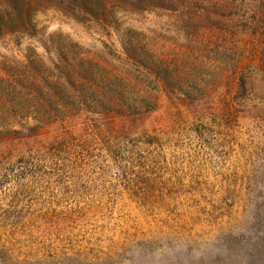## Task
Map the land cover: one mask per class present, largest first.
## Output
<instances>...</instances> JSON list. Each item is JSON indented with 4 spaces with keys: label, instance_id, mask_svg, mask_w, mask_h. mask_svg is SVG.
Instances as JSON below:
<instances>
[{
    "label": "rangeland",
    "instance_id": "obj_1",
    "mask_svg": "<svg viewBox=\"0 0 264 264\" xmlns=\"http://www.w3.org/2000/svg\"><path fill=\"white\" fill-rule=\"evenodd\" d=\"M105 2L116 29L45 5L31 11L35 32L0 36V127L87 134L74 116L101 112L130 132L122 149L133 155L120 156L135 177L96 144L80 159L40 162L36 176L11 175L0 190L2 257L264 264V0L204 1L196 15L210 20L189 24L178 0L175 12ZM126 32L150 67L134 61ZM62 50L82 64L79 90L52 62ZM10 65L44 78L42 96L15 87ZM51 85H60L58 100Z\"/></svg>",
    "mask_w": 264,
    "mask_h": 264
},
{
    "label": "trees",
    "instance_id": "obj_2",
    "mask_svg": "<svg viewBox=\"0 0 264 264\" xmlns=\"http://www.w3.org/2000/svg\"><path fill=\"white\" fill-rule=\"evenodd\" d=\"M178 1L181 8L180 12H184L181 13L179 17L182 19L181 21L187 24L191 21L193 23H202V21L210 20L209 18L200 17L199 14L196 15L198 12H204L202 11V7H200L204 1L212 7L221 5L220 2L214 3L213 0ZM121 3H123V6H129L132 9L140 10L150 7L153 9L157 8L175 12L177 9L175 0H121ZM45 5L66 7L69 11L78 14L81 18L93 21L102 27H107L109 24L114 27V29L118 27L113 6L110 5L109 7V4H107L105 0H0V36H11L15 35V33H21L22 31L35 32L31 11L36 9L37 6ZM194 8L195 10L193 11ZM198 8H200L199 11ZM120 36L124 38V43L128 46L127 50L132 53L134 61L138 64L149 66V61L147 62L144 59L141 60L137 56L135 48L132 47L130 33L126 32L124 35ZM63 51L64 50L55 52L56 58L52 57V62L53 64L55 63L54 66L64 76L65 82L73 89L79 90L76 82H74V76L75 72L80 73L82 64H77L75 63L77 61L74 62L73 59H69L67 53L65 54ZM134 54H136V56H134ZM10 66L11 68L9 69H12L15 74V77L11 78L15 87L28 90L32 93L34 92V94L39 97L42 96L41 86H48L44 78H35L31 76L27 72H24L21 66ZM240 85V87L244 89V82ZM51 86L53 92L52 97L54 100H58L61 97V91L59 90L60 85ZM56 86H58V88ZM41 102L44 103L42 106H46L47 110L53 106L51 100H46V98L42 97ZM53 109L55 108L51 110ZM75 118H82V126L85 127L83 131L87 129L89 131L87 134H83L82 129H79L78 132L74 130L63 134L64 131L60 127L61 124H58L55 130L45 131L43 133L40 130L42 128H40L39 124L24 125L20 127V129L0 127V190L5 189L9 184L13 183V180L10 179L11 175H21L23 178L40 174V162L43 163L49 160L65 162V159H70L71 157L76 159L77 157L79 159L80 157H84L83 155L88 149L87 145L90 146L91 144H96L101 147V153L109 157L114 163L115 170L119 174L121 173L123 176L127 174L134 178L135 172L133 170L127 172L128 162L124 157L120 156L122 154L133 155L132 150L128 151L122 149L126 146L125 144H128L127 139H129L130 132H118L117 130H113L108 117L101 112H95L94 114L90 112V115L87 117L85 116V118L77 114L74 116V119ZM120 133L121 135H125L122 137ZM71 165L73 166L75 164H70L69 166ZM128 191L133 190L128 189ZM1 254L4 256L7 255L6 250H4L2 246H0V264L34 263L29 260H18L11 257L3 258ZM70 257L60 256L57 258V262L62 264ZM42 262L49 264L50 260L45 259L42 260Z\"/></svg>",
    "mask_w": 264,
    "mask_h": 264
}]
</instances>
